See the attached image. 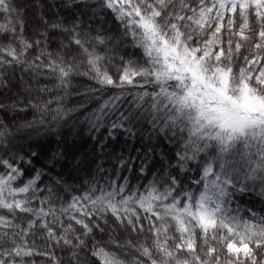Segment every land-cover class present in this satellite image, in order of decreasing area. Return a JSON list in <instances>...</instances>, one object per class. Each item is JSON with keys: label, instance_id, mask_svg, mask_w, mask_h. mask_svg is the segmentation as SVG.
Segmentation results:
<instances>
[{"label": "snow or ice", "instance_id": "obj_1", "mask_svg": "<svg viewBox=\"0 0 264 264\" xmlns=\"http://www.w3.org/2000/svg\"><path fill=\"white\" fill-rule=\"evenodd\" d=\"M0 264H264V0H0Z\"/></svg>", "mask_w": 264, "mask_h": 264}, {"label": "trees", "instance_id": "obj_2", "mask_svg": "<svg viewBox=\"0 0 264 264\" xmlns=\"http://www.w3.org/2000/svg\"><path fill=\"white\" fill-rule=\"evenodd\" d=\"M82 71H83V69H82ZM88 85H89V82L87 81L86 78L78 77V78L74 79L73 80V87L76 88L78 91L73 92L72 95L67 97V99L65 101V105L67 107H72V106H74L76 104H79L80 103V98H79L80 97V93H82ZM24 116H25V114L21 113V117H24ZM32 118H33L32 116H27V119H29V120L32 119ZM19 122H23V120H20ZM123 139H127V136H125ZM91 143L92 142L89 141L86 145H84L83 141H81V145H83V147H80L78 149V151L80 153H82L83 151L90 149ZM46 149H47V146H45V150ZM33 150H38V149H33ZM69 151H70V154L68 155V160L71 161L72 160V153H74L76 150L75 149H70ZM66 167H67V165H66ZM104 167L106 169L111 170L112 165L108 164V163H105ZM61 171H62L61 165L58 164L56 166V172L58 173V172H61ZM126 175L129 176V179L131 180L132 184L145 183V181L143 179H141L140 181H137L136 179H134L133 178L134 177V173H126ZM95 176H96V179L100 180L101 183H103V181L105 179H109L110 180V179L114 178V177H112L110 175V173H108V174H95ZM65 178L69 180V183H75L77 186H79L81 178L88 179V177L86 175H83V174H80V175L76 176L74 180L73 179H69L68 176H67V173H65Z\"/></svg>", "mask_w": 264, "mask_h": 264}]
</instances>
